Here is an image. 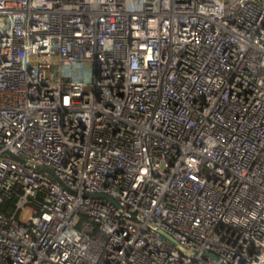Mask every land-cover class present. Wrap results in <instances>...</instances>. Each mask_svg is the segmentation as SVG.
Returning <instances> with one entry per match:
<instances>
[{
	"label": "built area",
	"instance_id": "obj_1",
	"mask_svg": "<svg viewBox=\"0 0 264 264\" xmlns=\"http://www.w3.org/2000/svg\"><path fill=\"white\" fill-rule=\"evenodd\" d=\"M10 200L0 264H264V0H0Z\"/></svg>",
	"mask_w": 264,
	"mask_h": 264
},
{
	"label": "water",
	"instance_id": "obj_2",
	"mask_svg": "<svg viewBox=\"0 0 264 264\" xmlns=\"http://www.w3.org/2000/svg\"><path fill=\"white\" fill-rule=\"evenodd\" d=\"M9 155H10L12 158H14V159L23 162L24 164H28V163H26L25 161H23L21 158H19V157L13 155V154H11V153H9ZM37 168H38L39 170H41V171H44V172L49 173L53 178H55L54 175H53V173H52L51 171L47 170L46 168H44V167H37ZM158 232L160 233V235H161L162 237L168 239V240L171 241L173 244L177 245V242H176L175 240H173L170 236H168L167 234L163 233L162 231H158ZM206 256L209 257V258H212V259L215 260V261H219V258H218L217 256L210 255V254H209V255H206Z\"/></svg>",
	"mask_w": 264,
	"mask_h": 264
},
{
	"label": "trees",
	"instance_id": "obj_3",
	"mask_svg": "<svg viewBox=\"0 0 264 264\" xmlns=\"http://www.w3.org/2000/svg\"><path fill=\"white\" fill-rule=\"evenodd\" d=\"M14 204H15L14 200L7 201L5 204L0 205V209L3 210L4 212L9 213L14 208Z\"/></svg>",
	"mask_w": 264,
	"mask_h": 264
},
{
	"label": "rangeland",
	"instance_id": "obj_4",
	"mask_svg": "<svg viewBox=\"0 0 264 264\" xmlns=\"http://www.w3.org/2000/svg\"><path fill=\"white\" fill-rule=\"evenodd\" d=\"M29 209H26L25 211H23L21 214H20V216H19V218L22 220V221H26L27 219H28V217H29Z\"/></svg>",
	"mask_w": 264,
	"mask_h": 264
}]
</instances>
